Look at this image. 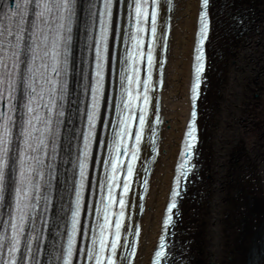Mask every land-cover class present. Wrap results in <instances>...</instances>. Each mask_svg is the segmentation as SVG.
Returning <instances> with one entry per match:
<instances>
[{
	"label": "bare ground",
	"instance_id": "6f19581e",
	"mask_svg": "<svg viewBox=\"0 0 264 264\" xmlns=\"http://www.w3.org/2000/svg\"><path fill=\"white\" fill-rule=\"evenodd\" d=\"M242 4L253 8L249 12L238 7L241 17L243 10L249 12L248 20L245 25H229L228 29L227 17ZM212 8V66L199 118L201 178L190 185V195L181 205L183 216L175 235L176 249L182 255L178 262L264 264V89L257 103L250 96L253 78H258L257 85L264 80V0H213ZM198 9L199 0H176L163 88V137L141 216L140 245L134 264L149 263L160 231L190 109ZM244 26V36L236 38L234 33ZM253 128L257 132L249 134Z\"/></svg>",
	"mask_w": 264,
	"mask_h": 264
},
{
	"label": "snow or ice",
	"instance_id": "6c2138e0",
	"mask_svg": "<svg viewBox=\"0 0 264 264\" xmlns=\"http://www.w3.org/2000/svg\"><path fill=\"white\" fill-rule=\"evenodd\" d=\"M19 2L24 3L25 5L32 6L34 5L36 8L41 9L39 12H34L33 15L36 16L37 20H40L44 17L45 11H50L49 4L51 3V0H19ZM59 2V0H57ZM63 5L65 8H67L69 11H71L70 5L74 3V0H62ZM170 2V0H169ZM209 0H203V8L205 9L201 13V29H200V47L197 48V56H196V65H195V79L192 86V101L193 106L195 107V101L199 95V89L201 84V74L204 71V63H203V50L202 46L204 41L207 39V32H208V18H207V6H208ZM112 0H105V17L106 19L103 21V35L102 40L106 42L107 39V31L108 28L111 27L112 24ZM135 9V15L140 23H145L149 25L150 33L153 37L156 36L157 33V17H158V8H159V0H151V7L152 11L149 12L148 8L150 6L149 0H134V4L131 5ZM143 17V19H141ZM143 31V29H140ZM115 31H113V38L115 39ZM22 41H23V35L19 31H15L13 28L10 27H0V102H3L4 108L6 111L0 112V201L3 200V192L6 190V170L11 167V125L14 123V121L11 119L10 113L14 110V104L9 103V101H12L15 99V92L18 87V84L16 81L12 79L13 71L16 72V74H19V64L22 63L20 59V52L22 51ZM35 51V50H33ZM104 51H107L106 43L104 47ZM9 53L11 54V57L14 58V61L11 65L8 63ZM98 58L102 61L105 59V56L100 55L98 53ZM148 67H149V73L151 72V66H152V52L149 51L148 55ZM35 61V57L33 58V62ZM103 64L98 63L97 64V86H96V93L99 96H103V81H104V75H103ZM149 79H151V76L149 75ZM123 83V80L121 81ZM29 87H31L29 85ZM145 87H147V83L145 84ZM32 91L35 92V88H32ZM7 93V95H5ZM98 99V97L94 98ZM145 104L148 103L149 98L147 95L144 97ZM109 101L105 98V105L106 107L109 105ZM94 110L92 114L89 117V124L90 126H94V123L97 119V111L96 107L97 105L94 103ZM32 109L29 108V111ZM131 119V117H129ZM195 119H196V112L195 110L192 112V122L189 125V131H188V138L192 143H188L186 141V144H188V150L190 151L191 148L194 146V142L196 140L195 133ZM159 118L157 117V121ZM125 123V122H122ZM145 123V116L143 114L139 117V124L141 128H143ZM107 126V125H105ZM92 136V133L90 132V137ZM139 143L140 141V135L135 134L134 137ZM97 146L102 147L103 141L97 140ZM89 153L85 152V161L88 158ZM133 159H136V153L133 152L132 154ZM97 163H100L97 161ZM81 183L80 188L84 189L85 187V169L87 168L86 162H81ZM113 168H115V165H113ZM133 172V166L129 164L127 166V174L129 177H131ZM182 175H185V173H182ZM147 182L145 181V184ZM177 187H180L179 179L177 180ZM124 191H128V184L125 182L123 185ZM179 192L173 193V199H172V205L169 208V211L171 212L172 208L176 207V196H178ZM17 196L19 197V190L17 191ZM119 204L121 208L125 206V201L123 199H120ZM81 201H80V195L77 194V201H76V207L75 210L72 213V237L69 238V246L67 250V257L64 259L63 264H73V259L75 256L74 250H73V241L76 235L79 233L81 235H87V231L83 228L78 227L79 225V217L81 214ZM142 207V206H141ZM123 213L121 212V216ZM171 222V216L168 218V220L165 221V225L167 226ZM14 229L17 227L15 224L12 226ZM116 232L115 235L119 237L120 235V228L121 224L119 221L116 222ZM15 240V238H13ZM3 236H0V248H3ZM117 247L116 242H112L111 248L113 251H115ZM163 247V244L161 245ZM16 249V243H13L11 248L9 249L10 252ZM104 250V244L101 242V253ZM157 258H159L162 253L158 252ZM91 258H94L96 260V264H102V255L101 254H94ZM11 264H17V260L13 259L11 261ZM110 264H115L114 261H111Z\"/></svg>",
	"mask_w": 264,
	"mask_h": 264
},
{
	"label": "rangeland",
	"instance_id": "374dc122",
	"mask_svg": "<svg viewBox=\"0 0 264 264\" xmlns=\"http://www.w3.org/2000/svg\"><path fill=\"white\" fill-rule=\"evenodd\" d=\"M238 7H240V8H247L248 10H249V12L251 11L252 12V10H253V8H251V6L249 7V5H247V4H242V5H237V6H235L234 7V9H233V11L229 14V16L227 17V23H225L227 26H228V29H229V25H230V22H231V18H232V16L234 15V14H236L238 11H241ZM248 11L247 12H245V13H249ZM232 29V28H231ZM230 29V30H231ZM241 31V30H240ZM240 31H238V32H236V33H234V35L236 36V38L238 37H243L244 36V34H245V32H246V30H244L243 32H242V34H240ZM232 33V34H233ZM262 77H264V76H262ZM261 77V78H262ZM264 79V78H263ZM258 78H253V83H252V86H253V89H254V91H253V94H250V96H251V99H252V101H253V103L255 102V103H257V101L259 100V97L261 96V94H260V90H261V88L262 89H264L263 87H264V80L262 81V82H259V84L257 85V83H258ZM254 108H256V107H254ZM255 115V114H254ZM254 115L252 116V118H254ZM255 119L256 118H254V121H255ZM257 132V129L256 128H253L251 131H249L248 133L249 134H255Z\"/></svg>",
	"mask_w": 264,
	"mask_h": 264
}]
</instances>
